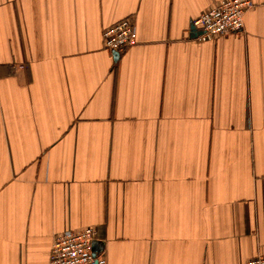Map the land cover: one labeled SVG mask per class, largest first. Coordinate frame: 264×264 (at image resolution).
Wrapping results in <instances>:
<instances>
[{
    "label": "crops",
    "instance_id": "obj_1",
    "mask_svg": "<svg viewBox=\"0 0 264 264\" xmlns=\"http://www.w3.org/2000/svg\"><path fill=\"white\" fill-rule=\"evenodd\" d=\"M221 1L0 0V264L84 228L106 264L264 257V0L196 40Z\"/></svg>",
    "mask_w": 264,
    "mask_h": 264
},
{
    "label": "built area",
    "instance_id": "obj_2",
    "mask_svg": "<svg viewBox=\"0 0 264 264\" xmlns=\"http://www.w3.org/2000/svg\"><path fill=\"white\" fill-rule=\"evenodd\" d=\"M253 6V0H223L209 8L193 21V26L201 32L196 40L211 41L225 34L243 29V16ZM104 48L124 53L137 45V35L133 23L123 19L102 31ZM96 232L93 228L66 231L55 235L49 254V264H106L105 260L93 252ZM246 264H264V257L256 256Z\"/></svg>",
    "mask_w": 264,
    "mask_h": 264
},
{
    "label": "water",
    "instance_id": "obj_3",
    "mask_svg": "<svg viewBox=\"0 0 264 264\" xmlns=\"http://www.w3.org/2000/svg\"><path fill=\"white\" fill-rule=\"evenodd\" d=\"M190 30H191V32H193L194 31V29H193V26L191 25L190 26ZM199 35H201V33L199 32L198 34H195L194 35V38H197ZM113 58H114V60L115 61H117V59L119 58V53L118 52H113ZM102 245L99 243V242H94L93 243V252H94V254H100L101 253V251H102Z\"/></svg>",
    "mask_w": 264,
    "mask_h": 264
}]
</instances>
